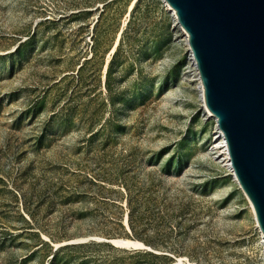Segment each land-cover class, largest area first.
<instances>
[{
  "label": "rangeland",
  "instance_id": "1",
  "mask_svg": "<svg viewBox=\"0 0 264 264\" xmlns=\"http://www.w3.org/2000/svg\"><path fill=\"white\" fill-rule=\"evenodd\" d=\"M137 1L0 0V264L264 263L174 13Z\"/></svg>",
  "mask_w": 264,
  "mask_h": 264
},
{
  "label": "water",
  "instance_id": "2",
  "mask_svg": "<svg viewBox=\"0 0 264 264\" xmlns=\"http://www.w3.org/2000/svg\"><path fill=\"white\" fill-rule=\"evenodd\" d=\"M164 1L188 34L206 109L264 238V0Z\"/></svg>",
  "mask_w": 264,
  "mask_h": 264
},
{
  "label": "bare ground",
  "instance_id": "3",
  "mask_svg": "<svg viewBox=\"0 0 264 264\" xmlns=\"http://www.w3.org/2000/svg\"><path fill=\"white\" fill-rule=\"evenodd\" d=\"M133 6V4H132ZM131 6V7H132ZM175 18H176V22L178 21L177 20V17L176 15L174 14ZM178 24V22H177ZM184 37H185V41L187 43V46L191 52V59L194 63V65L196 66V71H197V74L199 75V80H200V84L202 85V81H201V78H200V74H199V70L197 68V61H196V58L191 50V46H190V42H189V37H188V34L183 30V28L181 27L180 24H178ZM118 44V41L116 42V45ZM116 45L114 46V48L112 49V52L115 51V48H116ZM202 88V97H203V102H204V106L206 107V101H205V94H204V89H203V86H201ZM208 114L211 116L210 112L207 111ZM216 119V118H215ZM217 121V120H216ZM217 140L219 141V144L218 146L222 147L223 148V151L221 152V155H223V160H225L227 162V164L231 167L232 171H233V174L235 176V173H234V170H233V167H232V163H231V159H230V156H229V148H228V143L226 141V138H225V134L223 133V131L220 129L219 125L217 124ZM236 179V178H235ZM236 181L238 182V180L236 179ZM239 183V182H238ZM240 185V184H239ZM241 187V186H240ZM242 188V187H241ZM244 191V190H243ZM250 200V199H249ZM252 203V202H251ZM252 208H253V211H254V214H255V210H254V206L252 204ZM116 242H120V243H126V244H134V245H143L142 242H139V241H132V240H128V239H117V240H114ZM264 264V263H263Z\"/></svg>",
  "mask_w": 264,
  "mask_h": 264
},
{
  "label": "trees",
  "instance_id": "4",
  "mask_svg": "<svg viewBox=\"0 0 264 264\" xmlns=\"http://www.w3.org/2000/svg\"><path fill=\"white\" fill-rule=\"evenodd\" d=\"M140 3V0H138L137 2H136V7L138 6V4ZM135 7V8H136ZM135 8H134V10H135ZM156 257H159V256H156ZM148 264H159V263H156V262H149Z\"/></svg>",
  "mask_w": 264,
  "mask_h": 264
},
{
  "label": "built area",
  "instance_id": "5",
  "mask_svg": "<svg viewBox=\"0 0 264 264\" xmlns=\"http://www.w3.org/2000/svg\"><path fill=\"white\" fill-rule=\"evenodd\" d=\"M200 86H202V85L200 84Z\"/></svg>",
  "mask_w": 264,
  "mask_h": 264
}]
</instances>
